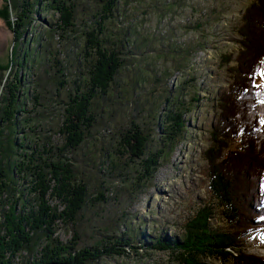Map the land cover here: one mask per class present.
Returning <instances> with one entry per match:
<instances>
[{
  "label": "trees",
  "instance_id": "trees-1",
  "mask_svg": "<svg viewBox=\"0 0 264 264\" xmlns=\"http://www.w3.org/2000/svg\"><path fill=\"white\" fill-rule=\"evenodd\" d=\"M132 1L95 0L93 21L82 32L83 41L72 63L77 75L69 88L64 77L66 66L55 56L47 57L48 61L56 59L58 73L53 76L56 94L60 95L61 88L67 90L60 127L64 142L57 145L49 138L41 141L30 134L36 128L30 123L34 117L23 114L36 112L38 104L27 106L30 91L22 68L34 65L36 59L40 61V53H52L49 39L56 30L61 31V36L76 30L80 1L9 0L15 19L13 24L7 22L13 28L16 42L23 43L25 50L20 58L15 56L14 71L5 78L0 96V201L6 193L13 198L11 208L3 212L4 219L0 222V264H100L106 257L128 254L130 250L138 252L147 242L148 249L169 250L178 264H205V258L214 256L232 259L237 264H264L262 258L244 251L245 234L264 227V184L260 183L264 178V0H253L243 13L238 28L242 49L236 65L229 67L233 80L228 93L222 92L217 98L220 116L205 151L213 201L201 205L184 223L183 230L172 235L164 231L147 234L143 223L138 226L131 222L125 223L126 228L120 234L113 233L90 245L80 244L81 234L76 228L67 241L57 234L60 222L75 227L87 207L106 202L107 190L92 193L88 181L79 175L73 157L68 155L83 146L99 114L117 109L133 96L141 111L148 110V116L156 121L160 133L157 138L160 147L156 150L151 149V134L133 115L122 134L123 150H116L120 158L133 163L139 174L134 189L153 178L162 165L161 157H168L169 150L187 129L185 114L191 105L187 106L183 100L184 80L173 90L168 89L160 100H153L149 109L145 107L147 99H141L142 92L135 97L137 89L144 88L147 81L140 68L136 67L129 81L120 82L123 69L136 66L127 54L131 52L128 46H135L138 39L131 41L130 36L137 25L132 29L112 26L110 22L121 15L122 6ZM6 8L1 15L8 20ZM40 9L52 10L58 16L48 29V41L42 42L40 36H35L34 48L33 41L26 42L25 28L32 24ZM141 38L148 37L141 35ZM181 48H171L176 53L174 67L178 70L187 66V58L194 49L191 45ZM155 50L150 46L142 54ZM158 51L157 55L152 53L155 58L163 52ZM153 74H157L155 69ZM167 74L168 69L163 68L153 81L160 82ZM34 91L38 101L41 91L36 88ZM191 96L196 100L194 94ZM20 125L26 128L17 137ZM234 142L238 143L237 148L231 147ZM20 147L23 150L18 153ZM107 154L111 158L113 152ZM217 211L226 222L224 229L214 223Z\"/></svg>",
  "mask_w": 264,
  "mask_h": 264
},
{
  "label": "rangeland",
  "instance_id": "rangeland-1",
  "mask_svg": "<svg viewBox=\"0 0 264 264\" xmlns=\"http://www.w3.org/2000/svg\"><path fill=\"white\" fill-rule=\"evenodd\" d=\"M79 1L76 30L68 31L63 36L60 30H56L49 39L52 53L42 52L40 61L36 59L34 65L30 63L22 68V72H26V86L30 91L27 106L31 108L37 103L36 112H39L23 114L34 117L30 123L35 124L36 128L30 134L36 135L41 141L49 138L57 145L64 142L60 127L64 120L63 99H67V90L61 88L60 95L56 94L53 76L58 73V68L55 62L57 59L66 66L64 77L69 81V88L77 75L72 63H75L76 51L83 41L82 32L93 21L95 0ZM252 1L133 0L127 6H122L121 15L111 20L110 24L130 26L132 29L134 24L137 25L136 31L130 36L131 41L138 39L135 40V46H128L131 52L127 54V57L133 58L136 66L125 67L120 74V82L123 79L129 81L136 67L140 68L147 81L144 88L137 89L135 97L142 92L141 99H147L145 107L149 109L153 100H160L168 89L173 90L184 80L183 100L187 106L191 105L185 114L187 129L175 147L169 150L168 157H161L162 165L153 178L147 184L139 185V189H134L139 174L133 163L124 156L120 158L116 150H123L122 134L129 127L130 115L135 116L139 125L151 134V149L156 150L160 147L156 121L148 116V110L141 111V106L136 105L133 96L117 109L99 114L83 146L68 155L73 157L79 175L88 181L91 192L106 189L107 199L106 202L87 207L75 227L60 222L57 234L62 240L71 239L76 228L81 234V245L98 243L113 233L120 234L126 228V222L134 225L143 223L147 234L164 231L172 235L183 230L184 223L201 205L213 201L209 190L210 167L205 151L211 144L213 125L220 116L217 98L222 92L228 93L233 80L229 67L236 65L239 50L242 49L238 28L246 7ZM7 6L10 15L8 20L1 15ZM13 15L9 0H0V96L5 78L14 71L15 56L20 58L25 50L23 43L16 42L13 28L8 25L9 21L13 24ZM57 16L52 10H38L35 20L25 28L26 42L31 44L33 41L34 48L37 46L33 39L35 36L47 42V35L50 34L48 29L55 24ZM141 35H146L147 40L142 39ZM142 42L143 46L140 44ZM149 45L156 50L142 54V51L149 49ZM187 45L194 47L185 63L187 66L175 69L176 53L171 48H184ZM158 50L163 52L155 58L152 53L157 55L160 52ZM49 56H55L56 59L48 61ZM163 68H167L169 74L160 82L153 81L155 76H160ZM154 69L157 72L155 76ZM35 71L39 76L33 74ZM35 88L41 91L38 101L34 98ZM191 94L195 95L196 100H192ZM25 128V125H20L16 136L20 137ZM231 147L237 148L238 143H232ZM22 150L20 147L17 151L20 153ZM108 152H113L111 158H108ZM11 160H15V156ZM19 181L22 182L21 179ZM260 183L264 184V178ZM1 199L0 222L4 219L3 212L13 204V198L7 193ZM214 223L222 229L226 228L220 211L216 212ZM148 243L140 246L138 252L130 250L128 254L103 258L100 264H178L169 250L148 249ZM244 251L264 260V227L245 234ZM204 261L205 264H237L232 259L223 260L215 256L207 257Z\"/></svg>",
  "mask_w": 264,
  "mask_h": 264
},
{
  "label": "bare ground",
  "instance_id": "bare-ground-1",
  "mask_svg": "<svg viewBox=\"0 0 264 264\" xmlns=\"http://www.w3.org/2000/svg\"><path fill=\"white\" fill-rule=\"evenodd\" d=\"M259 239H257V242H258Z\"/></svg>",
  "mask_w": 264,
  "mask_h": 264
}]
</instances>
